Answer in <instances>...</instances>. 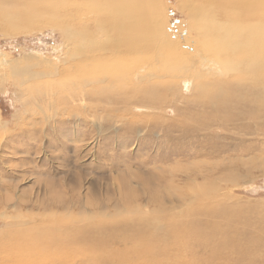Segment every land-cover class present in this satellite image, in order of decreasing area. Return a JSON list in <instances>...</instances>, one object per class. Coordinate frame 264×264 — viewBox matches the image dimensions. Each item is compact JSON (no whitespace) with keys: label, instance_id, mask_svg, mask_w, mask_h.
<instances>
[{"label":"rangeland","instance_id":"rangeland-1","mask_svg":"<svg viewBox=\"0 0 264 264\" xmlns=\"http://www.w3.org/2000/svg\"><path fill=\"white\" fill-rule=\"evenodd\" d=\"M17 1L11 2L14 7L0 1V185L5 190L0 248L8 246L12 234L27 236L17 264H37L47 252L52 255L58 238L70 235L77 242L84 231L104 238V245L76 257L73 252L85 244L65 243L64 257L52 264H264V110H223L216 116L221 121L201 113L200 104L220 91H212L214 83L223 81L227 88L252 79L246 78V67L245 74L224 77L216 54L202 48L185 1L159 0V23L170 44L163 59L152 48L142 49L135 60L112 61L93 73V78L115 74L120 98L106 96L102 84L92 83L87 87L92 96L67 100L68 107L51 104L57 92L61 96L59 79L28 80L5 64L16 72L30 66L37 74L48 64L57 65L58 72L69 67L59 62L70 50L63 37L68 24L53 22L47 9L27 13L29 3ZM74 1L71 7L78 5L81 12L77 20L93 34L95 18L83 2ZM10 25H20L19 30ZM248 45L249 36L241 34L229 48L244 51ZM173 64H181L182 71ZM238 99L244 106L252 98ZM203 120L211 128L202 126ZM46 203L52 210L42 208ZM17 209L21 221L10 219ZM135 224H146L150 232L124 231ZM6 253L0 264L11 256Z\"/></svg>","mask_w":264,"mask_h":264},{"label":"bare ground","instance_id":"bare-ground-1","mask_svg":"<svg viewBox=\"0 0 264 264\" xmlns=\"http://www.w3.org/2000/svg\"><path fill=\"white\" fill-rule=\"evenodd\" d=\"M0 1L4 2V0H0ZM12 1L13 0H9L8 4L10 3L9 5H13V7L16 6V5H14V3H11ZM55 1H57V0H26V1L22 0L21 2L29 3L30 8L28 7V9H26L27 13L28 12H44L45 9H47L46 11H48L51 14V18H52L53 22H55L57 24L61 23L60 25H62V26L65 24H68L69 30L64 29L63 37L67 41V46H69L70 50H69L68 56L64 57L59 62H61L64 65H68L69 67L67 69L63 70L62 72H58L57 71V67H58L57 65H49L48 64L49 67L46 68L47 71H42L40 74H37L33 71H29L30 66L26 69H23L22 71H17V72L13 71V69H14L13 64L10 65V63L5 62L6 66L14 74H17L19 76L20 75H22V76L28 75L29 76L27 78L28 80H34L38 77L39 78L40 77L51 78V81H52V79L53 80L59 79L58 85L62 89L61 90L62 92H61V96L57 92L56 97L54 98V101L51 102V104L53 103L52 104L53 107H56V106L62 105V104L64 105L65 102H66V107H68L67 100L72 102V103H75V102H73L75 100H77L79 102L82 99H86V98L88 99V95L92 96V93H90V91L87 90V87L89 85H91L92 83L93 84L94 83L99 84V87H101L100 85L102 84L103 85L102 86V92L104 89L106 91V94H105L106 96H111V97L113 96V97L120 98L121 95L119 93L121 92V90H120L119 86L115 85V84H117V82H114V80H113L115 74L111 75V74L104 72L103 74H99L96 78H93V73H96L95 71L99 70L101 65H103V68H105L108 65V63L110 65V62H112V61H114L117 64L121 60H135L138 57V54L143 53L142 49L152 48L153 50L156 51V53L159 56H161V58L163 57L164 52H165V54H167L166 51L168 49H166V46H169L170 44L168 43V39H167V35L165 33V28L163 26V22H161L162 25L159 23V20H160L159 15L161 14L160 8H159V0H79L86 5L85 7H88L87 8V10H89V11H87L88 14H91L95 18V21H94V23H92V26L95 27L96 31L93 34L88 33V31H87L88 29H86L87 23H82V22H79L77 20V17L80 16L81 12H79L80 6L76 5L75 8L71 7V5L73 6L74 4H76V3H74L75 2L74 0H58L56 2V5H57L56 9L54 8ZM183 1H185V3L183 4V7L189 11L188 14L189 13L191 14L193 21H194V24H195V27L197 28V30L199 32L198 35L200 34L202 37V40H201L202 41L201 44H203L202 48H204L206 51H212L216 54L215 57L222 63V69L224 68V77L227 75L233 76V74L238 73V72H240L241 75L245 74L246 68H247V71L249 73V77L246 76V78L252 79V80H248V81L244 80L243 86H236V85L232 86V83H228V85H226L227 88L224 87L225 82L223 83V81H221L220 85L217 83L216 84L214 83L212 85L214 87V90H212V91H215V89L220 90V91H217V93L212 95V96H208L209 95L208 94L207 95L208 97L207 98L205 97L206 98L205 100H207V101L204 100L205 101L204 102L202 100L204 102V104H200L201 107L203 108V111H201V113L203 112V113H205V115L208 114L210 116H215L217 121H221L222 118H218L216 116H220L219 113H222L223 110L231 111L233 109L235 110L238 108V109H242V110L248 109V111H249V109H253V107L258 108L259 111L264 110V0H183ZM68 6H70L69 10L67 9ZM50 7H52V8H50ZM20 9H21V7H20ZM53 9H55V10H53ZM67 13H68V16H66V17H69L70 20H67L64 17V15ZM7 14L8 13L4 14V16ZM7 18H9V17H7ZM37 21H39V20H37ZM68 21H69V23H66ZM90 21H91V19H90ZM69 24H71V25H69ZM79 24H81V25H79ZM82 24H84V26H82ZM18 27H20V25H18V26L10 25V28L12 29L13 32L18 31L19 30ZM100 33L102 34L101 39H103V42H105V43L99 42L100 38H98V34H100ZM256 33H258V34H256ZM241 34H246L249 36L250 45H248V47L245 48L244 51H241L239 48H238V50H235V51H234V48H232V47L229 48L231 46V43H233ZM227 45H228V48L226 47ZM87 48H88L89 52L86 53ZM90 49H92V51H90ZM167 52H169V51H167ZM239 53H241V55H239ZM245 53L250 55L249 59H247V60L242 56ZM202 57H201V59H202ZM223 57H226V58L229 57V59H227V60H230V61L227 62L226 59ZM164 60H161L160 64L165 68L167 66V69L169 71V69H170L169 63L167 61L165 62ZM90 61H93V64H87V62L89 63ZM94 62H96V63H94ZM121 62H123V61H121ZM136 62H138V61H136ZM207 62H209V61H207ZM173 65L176 66L175 67V68H177L176 70L182 71L183 68H180V67H183V66L181 64H178V65L173 64ZM150 66H152V65H150ZM241 66H242V70H240ZM251 66H253L252 70L250 69ZM228 68L232 69L233 73H232V71L230 72V70ZM134 70H136V69H134ZM102 71H104V70H102ZM143 71H144V69H143ZM207 72H209V71H207ZM138 75H140V74H138ZM198 75L199 76H197V78L198 77L202 78L200 72L198 73ZM116 77H118V76H116ZM160 77L162 78L163 76H160ZM152 78L153 77H151V79ZM191 79H193V78H191ZM143 82H147V81L143 80ZM204 84H206V83L204 82ZM208 86H210V85H208ZM93 89L98 91L97 88H93ZM115 89H117L116 93L114 92ZM207 89L209 90L210 87ZM201 90H202L201 93H203L204 89H201ZM53 94H54V92H53ZM205 94H207V93L205 92ZM101 95H102V93H101ZM105 95H104V97H105ZM58 96L60 97V101H57ZM229 96H231V98H229ZM242 96L243 97L247 96V98L251 97L252 99L251 100L247 99L248 100L247 104H245V105L243 104L244 106H242V104L239 102V99H238V97H242ZM90 98H89V100H90ZM117 98H111L109 100H112V101L118 100ZM229 99H230V103H228ZM108 102L109 101H107V103ZM219 102H221V104L225 107H223L222 109H221V107L218 108ZM46 103L47 104L50 103V100L48 98H47ZM235 116H236L235 118L237 120L240 119L239 114H236ZM80 118H81V116H80ZM195 121H197V120H195ZM205 121L206 120H203L204 123L203 122L202 123L200 122V123L202 124V126H204V127L206 126L208 128L209 123H207L208 125H203V124H205ZM218 124L220 125V127H218V129L221 132L225 131V125H222L219 122H218ZM209 128H211V127H209ZM259 131H262V130H259ZM259 131L257 133L258 135H259ZM225 136H227V134H225ZM228 137H229V139L232 138L230 135ZM225 138H227V137H225ZM79 142H81V140ZM245 148H247V147H245ZM242 151H243V149H242ZM40 175H42V174H40ZM129 175H131V174H129ZM199 178H201V177H199ZM4 191L5 190L0 185V197H1L2 193H5ZM133 191H135V190H133ZM173 202L175 203V200H173ZM170 203H171V201H169V204ZM159 205H160L159 206L160 208H163V207L166 208L165 204H159ZM19 207H20V205H19ZM42 208H44V209L48 208V210H49V209H51V206L46 203V205L44 204ZM18 209L15 213L16 216L10 214L11 220L14 219V221H15L17 219V221H21L22 218L24 217V216L21 217V210H18ZM54 211H56V210H54ZM20 217H21V220H18ZM27 217L28 216H26V218ZM56 219H54V221L58 222V220H56ZM26 221H28V220L26 219ZM172 223H174V222H172ZM183 223L184 222H182V224ZM7 225L8 224L4 223V227H7ZM144 225H145L144 227L137 226L136 224L134 226L128 225V226L124 227L125 228L124 231L125 232L126 231H130V232L147 231V232H150V231H148L149 228L147 229V225L146 224H144ZM175 225H178V224L174 223L173 226H175ZM16 226L17 227L19 226L18 222L16 223ZM42 226H43V224H42ZM50 226H54V225H49V227H46V225H44V229L45 230H52V231H54V229H57L55 227H50ZM115 228H116L115 226L113 228H111L110 232L114 231ZM71 230H73V229H71ZM153 230H154V228H153ZM88 233L89 232L81 231L80 236H79V241H82L85 245L80 246V248L77 249V251H74L73 256H76V255L80 256V254L83 255L84 251L87 252L90 249L89 247L100 246L102 244L104 245V242H105L104 238H102L100 236L95 237L93 232H92V234H88ZM95 234H97V233H95ZM69 236L70 235H63V237H65V238H58L59 237V235H58V237H57L58 241L54 245L55 250L52 251V255H49L47 252V255H43L42 257L40 256L41 258L37 264L56 263L62 257H64V255H65L64 250L65 249L63 248V245L65 243L76 244L77 242H79V241L76 242L75 239H72ZM26 237L27 236H25L23 238L22 234H12L9 236V238H8L9 243L7 244L8 246L0 248V252L2 253V254L0 253V258L5 255V252H7L6 254L11 253V256H12V257L10 256L7 259H5V261L3 262L4 264H17V262L21 258V253H20L21 248L23 249V245L24 244L26 245V240H25ZM92 238H94V239H92ZM90 239L92 241L90 243H88L90 241ZM59 242H61V244H60V247L57 248L59 246ZM1 243L3 244V242H1ZM136 245H137V242H136ZM225 245L228 246V244H225ZM146 248L150 249V244H148L146 246ZM93 251H94V249H93ZM90 252L93 253L92 251H90ZM82 257H84V256H82ZM95 259H97V258L95 257ZM87 262H86V264H87ZM93 262H94V260H93ZM96 263L97 262H95V264Z\"/></svg>","mask_w":264,"mask_h":264}]
</instances>
